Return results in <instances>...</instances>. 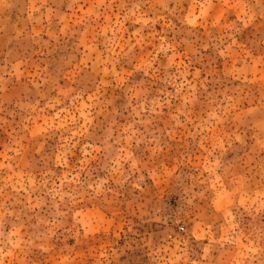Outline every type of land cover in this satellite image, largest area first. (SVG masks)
Masks as SVG:
<instances>
[{"label":"rangeland","instance_id":"374dc122","mask_svg":"<svg viewBox=\"0 0 264 264\" xmlns=\"http://www.w3.org/2000/svg\"><path fill=\"white\" fill-rule=\"evenodd\" d=\"M0 264H264V0H0Z\"/></svg>","mask_w":264,"mask_h":264}]
</instances>
